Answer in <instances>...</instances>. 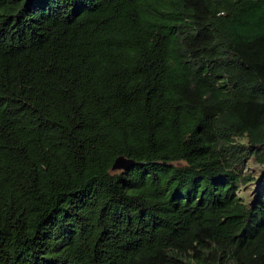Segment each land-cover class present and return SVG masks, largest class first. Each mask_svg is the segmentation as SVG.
I'll return each mask as SVG.
<instances>
[{
    "label": "trees",
    "instance_id": "16d2710c",
    "mask_svg": "<svg viewBox=\"0 0 264 264\" xmlns=\"http://www.w3.org/2000/svg\"><path fill=\"white\" fill-rule=\"evenodd\" d=\"M250 159L264 0H0V264H264Z\"/></svg>",
    "mask_w": 264,
    "mask_h": 264
},
{
    "label": "rangeland",
    "instance_id": "374dc122",
    "mask_svg": "<svg viewBox=\"0 0 264 264\" xmlns=\"http://www.w3.org/2000/svg\"><path fill=\"white\" fill-rule=\"evenodd\" d=\"M249 168L253 170L255 175V181H252L241 187L239 190V194L242 196V200L245 202H249L253 198V190L255 188V183L259 179V177L264 176V165H258L254 163L252 159L249 160Z\"/></svg>",
    "mask_w": 264,
    "mask_h": 264
},
{
    "label": "water",
    "instance_id": "95a60500",
    "mask_svg": "<svg viewBox=\"0 0 264 264\" xmlns=\"http://www.w3.org/2000/svg\"><path fill=\"white\" fill-rule=\"evenodd\" d=\"M138 163L137 161H135L133 158L127 157L125 155H118L112 165H111V169L112 170H117V169H126L127 167Z\"/></svg>",
    "mask_w": 264,
    "mask_h": 264
}]
</instances>
